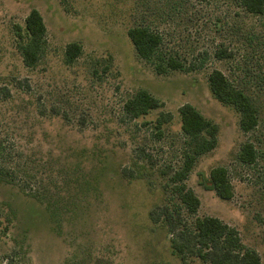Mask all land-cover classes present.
I'll return each instance as SVG.
<instances>
[{
    "label": "rangeland",
    "instance_id": "374dc122",
    "mask_svg": "<svg viewBox=\"0 0 264 264\" xmlns=\"http://www.w3.org/2000/svg\"><path fill=\"white\" fill-rule=\"evenodd\" d=\"M171 1L173 5L169 0H67L65 4L60 0H0V137L15 143L22 160H35L39 198L44 199L45 186L50 192L45 201L62 198L69 202L72 197L77 206L73 215L61 217L60 226L45 204L0 184V202L15 212L9 234L0 238V256L11 257L14 264H179L168 253L166 229L151 225L147 218L164 197L160 171L180 162L178 109L189 103L219 129L217 148L197 159L186 180L200 202L196 215L218 218L234 228L242 244L256 251L264 264L262 21L245 15L229 0ZM33 9L46 24L47 48L38 66L27 69L12 29L22 26ZM160 11L167 17L155 19ZM143 17L164 35L167 48L185 58L206 50L204 68L189 74L155 75L136 57L126 36V30ZM68 43H79L83 49L72 65L63 59ZM220 46L233 51L232 59L218 62L212 57ZM106 66L110 67L107 71ZM214 69L250 94L259 116L253 132L242 134L235 111L211 97L206 78ZM24 79L30 86L28 92L18 87ZM140 89L164 107L137 121H124L122 103ZM38 102L47 110L44 117L36 112ZM160 112H170L172 119L157 140L151 125L143 123H152ZM246 140L259 151L256 164L250 167L235 161L239 145ZM138 146L149 150L156 165L139 169L143 181L128 183L119 172ZM57 158L60 161L52 164V173L44 174L47 164ZM218 166L228 170L234 189L228 201L199 185V179ZM60 171H79L78 183L82 176L95 179L97 193L83 200L74 185L66 189L64 179L70 177ZM47 182L51 185L46 186ZM85 201L87 210L83 209Z\"/></svg>",
    "mask_w": 264,
    "mask_h": 264
},
{
    "label": "trees",
    "instance_id": "16d2710c",
    "mask_svg": "<svg viewBox=\"0 0 264 264\" xmlns=\"http://www.w3.org/2000/svg\"><path fill=\"white\" fill-rule=\"evenodd\" d=\"M66 1L60 0V3L65 4ZM169 1L173 5L172 1ZM229 1H233L245 15L258 17L264 27V0ZM159 17L167 16L160 11L159 14H155V19ZM145 21L143 17L141 23L130 26L126 30V36L133 46L136 57L150 66L155 75L165 76L171 72L189 74L204 68L208 57L206 50L185 58L173 51V48H167L164 35ZM46 28L40 13L33 9L25 16L22 26L15 25L12 29L16 40V50L27 69H35L44 57L47 48ZM82 50L81 44L68 43L63 49L65 64L72 65L82 55ZM212 57L218 62L229 60L233 57V51L220 46L214 50ZM109 68L106 66L105 71ZM206 81L214 101L232 108L238 115L237 125L242 134H249L256 130L258 111L244 87L235 86L222 72L215 69L207 75ZM18 85L25 89L24 91L30 90L26 79L18 82ZM2 92L6 99L10 97L6 88ZM163 107V103L152 97L147 90L140 89L128 95L123 101L120 114L124 121L131 123ZM46 111L45 106L38 102L36 111L38 116L44 117ZM178 114L182 140L180 162L175 168L167 166L160 171L163 179L161 190L164 197L149 211L148 222L166 229L168 253L179 264H262L259 254L242 244V239L234 228L218 218L196 215L200 202L191 188L186 185V180L192 173L197 159L217 148L219 129L189 103L183 104L178 109ZM171 119L170 112H160L152 123L144 122L143 126L151 125L159 140L164 134V126ZM258 155L259 151L254 143L246 140L239 145L235 161L242 166L250 167L256 164ZM152 156L144 146L134 148L128 164L120 169V177L128 183L143 181L144 175L139 169L147 165L150 169L154 168L156 164ZM58 161L60 159L57 158L49 162L47 170L43 169L44 174H51L52 164ZM33 162H35L33 158L29 159L28 163L27 160H22L20 151L15 149V143L0 137V184L18 188L24 196L45 204L51 212L53 221L61 226L62 216L73 215L76 212L77 206L74 199L70 197L69 202L62 198H50L45 201L47 195H50L48 187L45 186L42 188L45 197L39 198L40 187H36L38 172L33 168ZM150 169L148 168V174H151ZM79 171L60 172L70 177L69 181L64 179L66 189L69 190L70 186L74 185L75 192L82 194L85 200L90 194L97 193V182L95 179L89 181L87 177L82 176L81 182L78 183L76 178ZM47 185L50 186L51 182H47ZM199 185L213 192L219 200L228 201L234 197V189L225 167L211 168L208 177L203 176L199 179ZM53 186L56 188L54 184ZM83 209L87 210L86 201ZM14 222L15 212L8 203L1 201L0 238L4 239L9 234ZM0 264H14V261L11 257L0 256Z\"/></svg>",
    "mask_w": 264,
    "mask_h": 264
}]
</instances>
